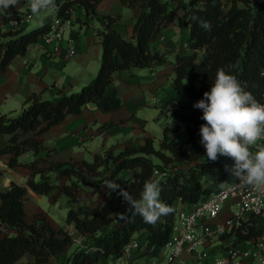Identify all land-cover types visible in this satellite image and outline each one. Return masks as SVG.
Instances as JSON below:
<instances>
[{"label":"trees","instance_id":"obj_1","mask_svg":"<svg viewBox=\"0 0 264 264\" xmlns=\"http://www.w3.org/2000/svg\"><path fill=\"white\" fill-rule=\"evenodd\" d=\"M100 1L55 0L57 15L70 17L72 10L81 6L88 17H95ZM121 2L138 10L132 35L126 37L114 28L120 14H103V25L96 32L102 45L101 63L91 83L71 93L59 89L57 100L32 92L18 114L0 112V134H9L8 143L0 147V158L7 156L5 162L9 167L23 166L38 176L37 180H27V185L36 193L47 195L52 201L62 193L77 204L76 208L68 209L66 216L76 233L65 227H55L45 212L35 213L28 221L24 206L29 195L27 186L12 180L0 191V226L14 231L0 237V264H107L109 259L122 256L125 245L136 231L147 232L141 256L148 259L157 255L169 239L179 205L189 207L228 179L225 165L233 161L224 156L216 161L207 160L199 142V128L205 123L201 119L202 110L193 106L188 112L172 110L174 127H164L159 147L152 137H146L138 146L97 152L93 161L53 158L56 148L45 145L39 137L66 115L80 113L87 102L95 103L103 112L122 107L124 100L119 92L109 89L115 73L135 66H152L164 60L161 53L150 49V43L175 20L178 5L174 0ZM184 8L185 24L189 26L188 43L194 52L176 55L175 89L183 91L195 104L210 90L217 70L224 68L245 84L246 90L261 103L264 94V0H190ZM21 14L4 10L3 18L7 22ZM193 15L210 22L211 30L205 31L193 22ZM48 26L49 23H45L29 30L22 27L0 29V74L16 55L24 54L31 43L42 37ZM199 52L202 59L197 61ZM112 124L107 121L99 128ZM180 129L189 134L186 147L178 145L170 135ZM29 151L34 156L27 161L20 160V156ZM150 155L161 159L165 174L155 175ZM126 170L131 171L128 180L120 178ZM203 178L214 184H206ZM106 180L117 182L137 199L146 180L159 181L160 200L174 211L162 216L155 225L145 223L139 215L122 218L119 214H127L128 206L121 196L105 187ZM85 185L91 190L102 191V199L87 202L81 196ZM260 232L249 225L246 232L238 229L222 238L236 235L245 239ZM78 238H82V242H77ZM26 253L32 254L33 260H23ZM61 253L66 254V258L52 263L51 258Z\"/></svg>","mask_w":264,"mask_h":264},{"label":"crops","instance_id":"obj_2","mask_svg":"<svg viewBox=\"0 0 264 264\" xmlns=\"http://www.w3.org/2000/svg\"><path fill=\"white\" fill-rule=\"evenodd\" d=\"M174 2L177 5L179 4V0H174ZM181 5L184 6L185 3ZM4 10L0 9V29L22 27L25 30H29L28 23L33 15L30 18L21 20L17 25H13L8 21H4ZM7 10L19 11L24 14L31 13L26 6L10 7ZM97 12L96 17L101 22L103 14H120V18L113 24L114 28L126 37L132 35L138 13L137 9L126 8L121 0H102L97 5ZM182 12L183 7H179L175 20L167 27H164L151 40L150 49L164 56L162 62L146 67L148 71H139V66H135L115 73L109 89L115 88L119 92L124 100L122 107L103 112L95 103L87 102L80 113L66 115L61 122L52 125L39 135L45 145L56 148L52 155L53 158L93 161L97 152H102L106 149L119 151L127 145L138 146L144 143L146 137H152L155 146L159 147L163 134L159 135L148 129V119L139 116L137 111L144 104H152L155 108H160L161 114L167 115L170 113L173 120V109L179 112H188L189 108L193 106L192 101L186 94L173 86V78L176 74V59L173 60L172 56L194 52V49L189 47V26L185 25ZM56 16V8L51 9L50 17H47L37 26L50 23ZM180 19L182 20L181 24H179ZM88 20L89 17L85 9L77 6L72 10L69 24L66 25L60 40L47 45L44 39L40 37L28 46L24 54L16 55L11 60L5 71L0 74V112L12 115L18 114L24 101L32 92L41 93L44 98L57 100L60 96L58 94L59 89L65 93H71L78 91L77 89L81 85H86L83 84L85 80L91 78L93 72L99 69L102 54L100 46L96 44L100 42V37L93 30L95 23L90 26ZM83 24H88L89 26H87V30L82 36L79 27L82 28ZM98 28L101 27L98 26ZM201 59L202 54L199 53L196 60L200 61ZM69 60L71 61L70 64L67 63ZM66 65L71 68L75 65L80 67L81 70L78 73V75H81L79 76L80 78L76 77V73L64 71L63 68ZM84 73L87 76L83 77ZM12 104H14L13 109H11ZM17 106H20L18 113H9L16 110ZM107 121H111L113 124L100 129V125ZM164 127L159 130L160 134L164 131ZM170 135L178 145L187 146L189 134L185 129L172 131ZM8 139L9 134H0V147L6 145ZM33 156V152L29 151L21 155L20 160L27 161ZM6 157L0 158V168L2 170L0 174V191L4 190L12 180L26 185L29 195L24 202V206L28 221L33 219L35 213L45 212L55 227H65L71 233H76L77 231L72 223H68L66 220L64 225H59L47 211L39 208L37 204V202L43 200V196H46L50 202L55 203L64 194L59 193L56 195L55 200L52 201L49 196L38 194L34 191L37 196L35 198H39V200H35L32 196L34 193H30L31 190H29L27 180H37L38 176H34L30 169L23 166L9 167L5 162ZM149 158L155 164V175L160 176L166 173L159 157L150 155ZM130 176V170L123 171L120 174V178L124 180H128ZM90 194H92L93 198L95 197V202L100 201L103 197L102 191L92 189ZM67 199L69 208L77 207V204L71 202L69 197ZM7 233L12 234L14 231L0 226V237ZM146 236V231H136L131 240L136 241L138 246L132 249L128 256L112 259L114 264H137L140 260L144 261V256L139 258H136V256L144 252ZM65 258L66 254L61 253L53 256L51 262L58 263V261ZM22 259L33 260V255L26 253Z\"/></svg>","mask_w":264,"mask_h":264},{"label":"clouds","instance_id":"obj_3","mask_svg":"<svg viewBox=\"0 0 264 264\" xmlns=\"http://www.w3.org/2000/svg\"><path fill=\"white\" fill-rule=\"evenodd\" d=\"M25 6L36 17L56 8L55 0H0V9ZM191 19L205 31L211 30L210 22L195 15ZM193 107L202 110L205 123L199 128V142L207 160L216 161L220 156L231 159L233 163L225 165V171L235 186L264 192V104L235 75L219 68L210 90ZM104 183L126 202L127 214H119L122 218L139 215L145 223L155 225L174 211L160 200L159 181L146 180L138 199L115 181Z\"/></svg>","mask_w":264,"mask_h":264},{"label":"built area","instance_id":"obj_4","mask_svg":"<svg viewBox=\"0 0 264 264\" xmlns=\"http://www.w3.org/2000/svg\"><path fill=\"white\" fill-rule=\"evenodd\" d=\"M31 15L22 13L8 22L17 25ZM67 24L69 17L57 15L42 35L44 42L50 45L60 40ZM249 225L261 232L245 239L236 235L222 238L238 229L246 232ZM137 246L130 240L122 256H128ZM142 264H264V192L235 186L228 176L207 197L177 209L169 239L157 255Z\"/></svg>","mask_w":264,"mask_h":264},{"label":"rangeland","instance_id":"obj_5","mask_svg":"<svg viewBox=\"0 0 264 264\" xmlns=\"http://www.w3.org/2000/svg\"><path fill=\"white\" fill-rule=\"evenodd\" d=\"M189 1L190 0H179V4H178V7H180V8L183 7L182 17L184 18V23L186 21L185 8L184 7L186 5H188ZM184 3H185V5L182 6L181 4H184ZM125 7L128 8L129 6L125 5ZM129 8H131V7H129ZM50 12H51V9L41 12L38 17L32 16L30 18L29 23H28L29 29L32 28V27H36L37 25L41 24L47 17H50ZM178 20H179V18H178ZM92 23H95V28L96 29L93 28V30L95 31V34H96V30H98L97 29L98 26L102 27L103 24H102L101 20L98 17H96V16L95 17L94 16H90L89 17L88 24L90 26H92ZM181 23H182V20L180 19L179 24H181ZM88 24H83L82 28L79 27L80 28V33L82 34V36L85 34V31L87 30V26H89ZM176 25H178V24H176ZM96 44H98L100 46V49L102 50L101 43L97 42ZM199 53L202 54L201 52H199ZM172 58L174 60V59H176V56H172ZM67 63L70 64L71 61L69 60ZM146 67H149V66L139 67L138 70L139 71L140 70H142V71L147 70L148 71V68H146ZM63 69H64V71H67V72L76 73L77 74V76H76L77 78H80L79 76H81V75H78V73L81 70V68L78 67L77 65L73 66V68L69 67V65H66ZM97 71L98 70L93 72V75L91 76V78L86 79L83 84H88V83L92 82L94 80V78L96 77V75H97ZM85 76H87L86 73H84L83 77H85ZM81 86L77 89L78 91L81 89ZM12 105L13 106H12L11 109L14 108V104H12ZM19 109H20V106H17L16 110H13V111H11L9 113H14V114L18 113ZM171 109H173V108H171ZM137 114H139V116H141L142 118L148 119V124H147L148 125V129H150L152 132H156L159 135L163 134V131L160 134L159 130L163 129L164 126H169L170 128H173V120H172L171 114L170 113H168L167 115L166 114H161L160 113V108L159 109L155 108L152 104H144V105L140 106V108L137 111ZM87 156H89V154H87ZM184 168H186V166H184ZM205 178H206V176H205ZM205 178L202 179L203 182H205L208 185H213L214 184L212 181H210L208 179H205ZM29 190H31L30 193L31 192L34 193L32 195L33 198L37 197L35 195V192L31 188ZM90 192H91V189H89L85 185V188H83V192H82L83 194L81 196H84V198L88 202H91V201L95 200V197L93 198L91 196L92 194H90ZM35 200H39V198H35ZM37 204H38L39 208L47 211L59 225H64L65 224L66 216H67V212H68V208H69L68 199H67V197L65 195H61L55 203L50 202L49 199L46 196H43V200L37 202ZM28 211L30 212V210H28ZM223 237H227V235H225ZM82 240H83L82 238H78L77 242L78 241L82 242ZM139 257H141V253L136 256V258H139ZM143 262H144L143 260H140V261L137 262V264H142ZM107 264H114V262H113L112 259H109ZM122 264H126V263H122Z\"/></svg>","mask_w":264,"mask_h":264}]
</instances>
